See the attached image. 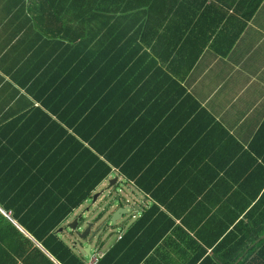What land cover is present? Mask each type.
I'll use <instances>...</instances> for the list:
<instances>
[{
  "label": "crops",
  "instance_id": "crops-1",
  "mask_svg": "<svg viewBox=\"0 0 264 264\" xmlns=\"http://www.w3.org/2000/svg\"><path fill=\"white\" fill-rule=\"evenodd\" d=\"M38 3L0 0V135H5L4 126L10 131L11 121L23 110L21 104L32 101L26 90L34 54L39 50L43 54L49 37L48 19L32 14ZM155 4L157 10L140 20L150 22L146 31L150 38L146 41L142 32L136 34L138 62L121 63L126 79L121 85L127 96L121 125L127 126L126 136L134 131L143 159H152L146 165L152 169L144 177L155 195L131 182L128 188L113 171L94 193L93 197L100 194L96 202L89 206L93 198L86 201L58 231L87 264L102 258L136 222L137 247L149 245L168 229L143 264H199L197 255L204 249L191 232L197 228L196 217L207 214L209 205L234 197L223 184L234 188L245 181L248 168L264 166V0H156ZM169 31L168 40L163 34ZM156 34L162 38L158 46L152 43ZM135 49L131 46L126 54L134 55ZM113 178L116 185H123L126 196H116L112 189L107 198L106 192L101 193ZM113 200L136 209L116 226L106 225L101 239L89 243L88 257L86 246L69 235L67 225L85 218L92 230L99 229L117 207ZM108 203L113 204L107 211ZM103 212L105 216L96 222ZM143 216L146 220L141 222Z\"/></svg>",
  "mask_w": 264,
  "mask_h": 264
},
{
  "label": "trees",
  "instance_id": "trees-1",
  "mask_svg": "<svg viewBox=\"0 0 264 264\" xmlns=\"http://www.w3.org/2000/svg\"><path fill=\"white\" fill-rule=\"evenodd\" d=\"M38 1L32 14L48 19L49 37L43 54H34L26 90L32 101L0 135V264H54L38 245L58 264H87L58 231L113 171L155 195L144 177L152 159H143L134 131L126 136L121 125L127 109L121 63L138 62L136 34L150 38V22L141 17L158 7L156 0ZM163 35L169 40L170 31ZM161 41L156 34L152 43ZM248 169L234 188L223 184L233 198L196 217L199 264H264V166ZM167 230L137 247L136 222L96 264H143Z\"/></svg>",
  "mask_w": 264,
  "mask_h": 264
},
{
  "label": "water",
  "instance_id": "water-1",
  "mask_svg": "<svg viewBox=\"0 0 264 264\" xmlns=\"http://www.w3.org/2000/svg\"><path fill=\"white\" fill-rule=\"evenodd\" d=\"M116 183H117L116 178H113L112 180H110V188L114 186ZM99 196L100 194H96L93 198V201L96 202ZM115 202L117 204L116 209L114 210V212L109 214L108 218H106V220L100 225L99 229L92 230L93 224L90 222H84L85 224L83 223L84 226H82L79 222V219L74 220L72 223L68 224L67 229L73 232L75 238L77 239L79 243L89 244L93 241L101 239L102 237L101 235L106 225H108L107 227L116 226L119 220H121L124 216L131 215L136 209V206L131 207L130 205L124 202L113 200V203ZM111 204H108V206L106 207H109V209L112 208ZM85 253L87 254L88 257H90V246L89 245H87V247L85 248Z\"/></svg>",
  "mask_w": 264,
  "mask_h": 264
},
{
  "label": "rangeland",
  "instance_id": "rangeland-1",
  "mask_svg": "<svg viewBox=\"0 0 264 264\" xmlns=\"http://www.w3.org/2000/svg\"><path fill=\"white\" fill-rule=\"evenodd\" d=\"M123 185H127V187L129 188V184H128L127 182H124ZM123 185L120 186V184H119V185H116V184H115L114 186H112V187L110 188V181H109V183L107 184V186L102 188V192H101V193H105V192H106V193L104 194V197L107 198V197H108L107 194H109V192H108L109 189H112V190H111L112 193L115 192V195H116V196H121V195L126 196L125 193H127V192H124V193H123L122 190H121V189H124V188H123ZM114 187H116V188H114ZM111 191H110V192H111ZM124 191H126V190H124ZM113 194H114V193H113ZM101 195H102V194H101ZM115 195H114V196H115ZM93 198H94V197H93ZM125 199H126V197H124L122 200H125ZM111 200H112V199H111ZM92 202H93V199L90 200V201L88 202L89 206L92 204ZM108 204H110V203H108ZM108 204H107V206H108ZM105 209L108 210L109 207H106ZM85 220H86V219H85ZM86 221H87V220H86ZM85 228H86V227H85ZM67 230H68L69 233H70L69 235H73V237L75 238L73 232H71L69 229H67ZM110 235H111V234H110ZM113 235H115V233H113ZM63 241H64V240H63ZM64 242L67 244V241H66V240H65ZM80 244H81L82 246H86V247H87V245H89L88 243H87V244H86V243H80ZM68 246H69V245H68Z\"/></svg>",
  "mask_w": 264,
  "mask_h": 264
},
{
  "label": "built area",
  "instance_id": "built-area-1",
  "mask_svg": "<svg viewBox=\"0 0 264 264\" xmlns=\"http://www.w3.org/2000/svg\"><path fill=\"white\" fill-rule=\"evenodd\" d=\"M97 261H98V259L94 257V258L91 259V261L89 262V264H96Z\"/></svg>",
  "mask_w": 264,
  "mask_h": 264
}]
</instances>
